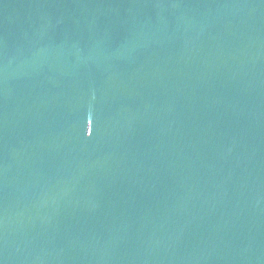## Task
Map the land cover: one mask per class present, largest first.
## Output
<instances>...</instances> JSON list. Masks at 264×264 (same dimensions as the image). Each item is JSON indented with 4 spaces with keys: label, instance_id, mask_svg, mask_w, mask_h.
<instances>
[{
    "label": "water",
    "instance_id": "water-1",
    "mask_svg": "<svg viewBox=\"0 0 264 264\" xmlns=\"http://www.w3.org/2000/svg\"><path fill=\"white\" fill-rule=\"evenodd\" d=\"M0 264H264V0H0Z\"/></svg>",
    "mask_w": 264,
    "mask_h": 264
}]
</instances>
